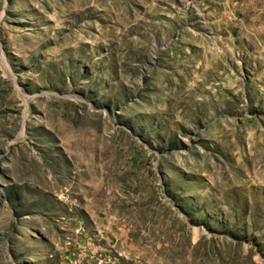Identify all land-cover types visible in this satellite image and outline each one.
<instances>
[{"label":"rangeland","instance_id":"374dc122","mask_svg":"<svg viewBox=\"0 0 264 264\" xmlns=\"http://www.w3.org/2000/svg\"><path fill=\"white\" fill-rule=\"evenodd\" d=\"M0 264H264V0H0Z\"/></svg>","mask_w":264,"mask_h":264},{"label":"bare ground","instance_id":"6f19581e","mask_svg":"<svg viewBox=\"0 0 264 264\" xmlns=\"http://www.w3.org/2000/svg\"><path fill=\"white\" fill-rule=\"evenodd\" d=\"M81 2V1H80ZM115 2V1H114ZM118 2V1H117ZM121 5V4H120ZM117 6V5H116ZM120 7V6H119ZM124 7V6H123ZM121 16V15H120ZM125 19L127 18L125 15H124Z\"/></svg>","mask_w":264,"mask_h":264}]
</instances>
